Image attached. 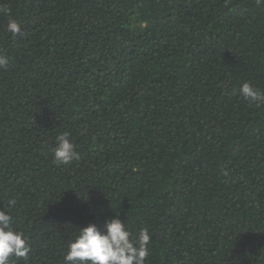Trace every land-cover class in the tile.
<instances>
[{
  "label": "trees",
  "instance_id": "obj_1",
  "mask_svg": "<svg viewBox=\"0 0 264 264\" xmlns=\"http://www.w3.org/2000/svg\"><path fill=\"white\" fill-rule=\"evenodd\" d=\"M0 8V211L30 247L10 264H64L114 215L145 264H264V104L240 94L264 92V0ZM63 133L80 158L57 165Z\"/></svg>",
  "mask_w": 264,
  "mask_h": 264
},
{
  "label": "clouds",
  "instance_id": "obj_2",
  "mask_svg": "<svg viewBox=\"0 0 264 264\" xmlns=\"http://www.w3.org/2000/svg\"><path fill=\"white\" fill-rule=\"evenodd\" d=\"M0 11L6 10L0 8ZM6 30L13 35L22 34L20 25L12 19L8 20ZM7 65V56L0 53V69H5ZM240 94L257 105L264 104V92L247 82L241 85ZM79 158L68 133L60 134L53 149V163L66 165ZM118 216L106 219L103 230L93 223L78 229V234L67 245L64 264H145L149 256V232L141 229L134 237ZM29 252L30 247L23 234L12 227V216L0 211V264H10V257L13 256L27 260Z\"/></svg>",
  "mask_w": 264,
  "mask_h": 264
}]
</instances>
